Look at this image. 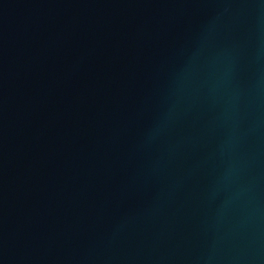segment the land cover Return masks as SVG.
<instances>
[{
    "label": "water",
    "instance_id": "95a60500",
    "mask_svg": "<svg viewBox=\"0 0 264 264\" xmlns=\"http://www.w3.org/2000/svg\"><path fill=\"white\" fill-rule=\"evenodd\" d=\"M0 264H264V0H0Z\"/></svg>",
    "mask_w": 264,
    "mask_h": 264
}]
</instances>
